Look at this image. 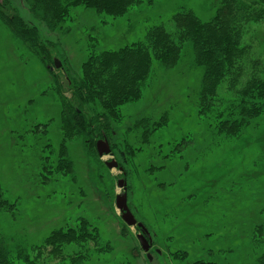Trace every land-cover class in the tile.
<instances>
[{
    "label": "rangeland",
    "instance_id": "obj_1",
    "mask_svg": "<svg viewBox=\"0 0 264 264\" xmlns=\"http://www.w3.org/2000/svg\"><path fill=\"white\" fill-rule=\"evenodd\" d=\"M7 1L28 19L24 4ZM175 1L155 0L150 6L133 8L114 18L75 7L66 23L68 30L57 32L59 49L67 64L80 72L91 49H117L136 40L148 23L157 24L160 17L171 12ZM132 22L136 26L126 32ZM40 31L43 38L54 39L44 26ZM16 45L11 33L0 24V184L7 199L16 203L13 214L0 213L3 232L22 235L36 245L52 229L74 225L84 218L97 227L112 250L83 264H113L133 256L134 246L140 248L136 237L140 230L126 225L115 206L116 194L123 192L117 186L121 178L126 180L128 207L133 202L130 169L126 171L119 154L124 152L120 138L129 136L127 129L135 121L154 120L165 113L167 122L155 131L153 139L167 148L168 141L174 144L182 138L183 143L179 151L165 158V166L158 172V179L165 181L160 191L154 188L155 180L148 188L138 184L134 188V194L148 195L149 204L143 203L140 210L129 209L137 218L145 216L149 223H155L150 229L144 226L150 248L147 253L140 248L142 255L136 258V264H184L198 258L214 260L215 264H258L251 235L264 215V151L253 133L242 148H232L230 140L216 143L211 139L213 133L195 104L199 69L186 70L180 61L165 71L153 69L139 97L120 107L122 121L114 125L108 141L112 155L100 157L105 168H98L88 158L79 140L68 144L75 168V178L70 180L47 174L42 167V157L48 150L39 141L41 131L32 132L30 127L51 119L47 135L58 142L54 117L59 110L44 95L50 83L45 69ZM145 154L143 151L141 159ZM112 158L118 167L110 169L105 161ZM207 248L212 249L211 254L204 252ZM175 250L186 251L187 255L182 259L170 256Z\"/></svg>",
    "mask_w": 264,
    "mask_h": 264
},
{
    "label": "trees",
    "instance_id": "obj_2",
    "mask_svg": "<svg viewBox=\"0 0 264 264\" xmlns=\"http://www.w3.org/2000/svg\"><path fill=\"white\" fill-rule=\"evenodd\" d=\"M19 1L26 6L28 19L18 13L16 6L0 0V24L11 33L18 50L38 59L50 79L43 92L59 110L54 117L58 142H52L47 135L51 119L30 127V131L43 134L39 141L48 150V155L42 157L47 174L75 178L68 144L78 140L88 158L98 168H105L96 142L104 138L110 141L114 125L122 121L120 107L139 97L153 69L165 71L179 61L186 70L201 72L195 104L198 115L213 133L211 139L216 143L230 140L232 148H242L253 133L258 135L264 151V0H176L171 4V12L160 17L157 24L148 23L136 40L117 49H91L80 72L67 64L57 38V32L68 30L66 23L73 8L83 6L114 18L133 8L150 6L155 0ZM40 26L54 39L43 38ZM135 26L132 22L126 32ZM55 58L60 61L59 67L54 66ZM165 115L135 121L127 129L129 136L123 134L120 138L124 152L119 154L126 171L130 169L131 210L149 204L147 194H134L136 184L148 188L150 181L155 180L154 188L160 191L165 181L158 179V172L165 166V158L179 151L183 143L182 138L174 144L168 141L167 148L153 139L155 131L166 124ZM143 151L146 154L141 159ZM15 210L16 203L7 199L0 184V213L13 214ZM137 219L149 229L155 225L145 216ZM251 243L258 264H264V215L252 229ZM111 250L97 227L84 218L77 219L74 225L52 229L36 245L22 235H11L0 228V264H83ZM133 251V256L113 264H136L142 250L134 246ZM204 252L211 254L212 249ZM169 255L182 259L187 252L175 250ZM184 264L215 261L198 258Z\"/></svg>",
    "mask_w": 264,
    "mask_h": 264
},
{
    "label": "water",
    "instance_id": "obj_3",
    "mask_svg": "<svg viewBox=\"0 0 264 264\" xmlns=\"http://www.w3.org/2000/svg\"><path fill=\"white\" fill-rule=\"evenodd\" d=\"M54 66L59 67L60 62L58 60H54ZM96 151L100 157L105 155H112V151L109 146V143L105 138L100 139L96 142ZM105 163L110 169L118 167V162L113 158L108 161H105ZM119 169L121 170L120 167ZM117 186L122 188L123 192L120 194H116L115 206L120 212L121 218L126 225L139 228L140 232L136 234V237L138 239L140 248L147 253L150 248V240L148 239L149 234L147 229L143 226V224L141 222H137L136 218L134 217V215L132 214L131 210L127 205V194L125 191L126 180L124 178L119 179L117 181Z\"/></svg>",
    "mask_w": 264,
    "mask_h": 264
},
{
    "label": "flooded vegetation",
    "instance_id": "obj_4",
    "mask_svg": "<svg viewBox=\"0 0 264 264\" xmlns=\"http://www.w3.org/2000/svg\"><path fill=\"white\" fill-rule=\"evenodd\" d=\"M137 222H139V221H137ZM144 226V225H143ZM137 228V227H136ZM138 230H139V228H137ZM149 239V238H148Z\"/></svg>",
    "mask_w": 264,
    "mask_h": 264
}]
</instances>
